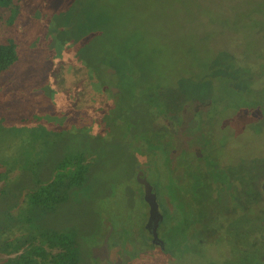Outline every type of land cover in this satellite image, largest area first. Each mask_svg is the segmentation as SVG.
<instances>
[{"label": "rangeland", "instance_id": "rangeland-1", "mask_svg": "<svg viewBox=\"0 0 264 264\" xmlns=\"http://www.w3.org/2000/svg\"><path fill=\"white\" fill-rule=\"evenodd\" d=\"M87 2H94L95 10L105 15L104 23L91 41L92 50L105 54L106 59L116 64H127L129 74L141 77V84L158 88L164 99L162 104L170 108L169 115H175L177 108L181 111L176 114L180 139L168 146L175 145L182 151L188 139L182 130L189 116L197 120L201 115L210 118L211 122L215 121L213 136L219 143L221 163L231 167L233 178L240 176L243 180L239 185L241 190L233 191L235 195L221 196L213 189L208 199L205 194L193 197L191 183L186 181L187 206L182 198L178 205L168 192L170 182L175 181L170 179L164 157L154 166L150 162V146L145 141L144 148L135 145L140 139L137 127L125 133L118 124H113L100 136L101 126L89 129L75 125L77 132L71 133L73 108L82 110L96 105L105 108L115 101L123 108L127 103L132 106L134 99L119 95L115 100L102 89L105 82L113 90L112 95H116L117 88L127 83L114 65H105L102 82L93 74L96 98H68L75 76L72 67L63 61L51 71V95L38 92L40 86L35 83L34 87L32 83L37 78L30 76L33 73L45 76L46 68L44 64L32 67L30 54L40 60L41 48L47 42L44 30L50 33L47 25L51 19L44 20L48 15L44 13L43 19L39 10H35L34 17L30 3H22L10 25L19 28L15 37L19 39L20 51L26 53V62L18 66L19 70L15 68L16 79L9 87L13 91H7L2 98H21L25 112L31 103L34 115H48L53 126H46L47 129L58 134L50 133V140L59 141L66 135L68 150L81 145L76 160L87 158L91 163L88 181L68 192L67 201L51 213V224L47 222V227L68 233L77 230L78 244L88 254L87 264H264V259L252 251L253 239H245L249 233L257 240L259 231H264V220L259 218L264 215V170L258 169L264 161V129L242 112L248 107L249 97L239 91L245 72H249L254 87L264 84V0H83V6ZM7 14V10L0 9V35L10 26L5 24ZM27 41L37 43V48L28 50ZM230 64L237 68L232 75L228 70ZM37 116L35 125L41 123ZM117 116V109L111 112V117ZM143 116L147 117L140 110L130 115L132 120ZM142 120L140 125L145 126L146 119ZM154 125L173 130L165 116L157 117ZM34 128L38 130L40 125ZM71 139L76 143L73 146ZM168 139L167 135L163 137L165 142ZM54 142L50 143L51 147H57L58 143ZM17 144L8 138L1 141L0 147ZM59 150L52 153L45 165L55 169L61 165L67 154H63L62 147ZM181 155L179 160H183ZM181 164L174 172L180 180L185 176ZM139 170L145 171L153 186L161 179L162 195L173 208L171 221L162 223L158 229L165 251L150 243L145 228L148 207L143 200V188L136 180ZM232 181L236 186L237 181ZM171 186L176 195L179 187L176 183ZM57 187L54 197L60 195ZM181 207L183 211L179 210ZM245 215L251 217L250 221L241 220ZM109 232V259H93L92 249ZM247 245L251 252L248 255L242 250L246 251Z\"/></svg>", "mask_w": 264, "mask_h": 264}, {"label": "trees", "instance_id": "trees-1", "mask_svg": "<svg viewBox=\"0 0 264 264\" xmlns=\"http://www.w3.org/2000/svg\"><path fill=\"white\" fill-rule=\"evenodd\" d=\"M22 3H30L33 9L31 14H34V17H36L35 10H39L43 19L44 13L48 15L44 20L51 19L50 24L47 25L50 27V33L44 30V38L47 42H44L45 44L41 48L40 60L33 59L35 55L30 54L32 67L44 64L46 68L45 76L37 73L30 76L31 79L37 78L32 83L34 87L35 83L40 86V89H37L38 92L41 91L44 96L51 95L49 89L51 71L55 69L59 61H63L72 67V74L75 76H73L74 81L70 83L72 90L68 93V98H96L93 74L102 82L106 75L105 65H114L117 68L116 72L124 79V83H127L117 88L116 95H112L113 90L105 82L101 84L103 85L102 89L106 95H111V98L115 100L119 95L134 99L132 106L127 103L123 108L116 101L105 108L99 105L82 110L73 108L70 115L71 128L69 129L71 133L77 132V129L73 128L75 125L85 126L89 129L101 126L99 127L101 129L100 136L107 133L113 124H118V127L122 128L121 130L125 133H130L137 127L140 139L135 145L139 149L144 148L145 141L150 146L151 149H148L151 155L150 162H153L155 166L158 163L157 160L164 157L170 179H174L173 181L179 187L178 193L175 195L171 186L175 183L170 182L168 190L176 204H180L182 198L187 206L186 181L191 183L192 191L190 193L193 197L205 194L208 199L213 189L221 196H227L228 193L235 195L233 191L241 190L239 185H242V177L235 176L233 178L230 173L231 167L221 163V156L218 154L219 143L213 136L215 121L211 122L210 118L207 119L203 115L198 120L195 116H189L185 119L182 130L185 133L183 136L188 137L182 151L180 152V149L175 145L169 147L168 143H176L177 138L180 139L176 132V124L178 128L180 127L179 117L176 115L177 112H181L179 108L176 109L175 115H169L170 108L168 105H163L164 99L158 88L153 84H141V77L136 78L138 75L132 77L129 74L128 68H126L127 64H116L113 60L106 59L105 54L92 50L91 41L95 37V31L101 28L105 21L104 13L95 10L94 2H87L83 6V0H32V2L31 0H0V9H5L8 12L5 22L7 26L14 20ZM11 18H13L12 21ZM6 29L4 34L0 35V143L8 138L10 140L13 138L18 144L7 146L4 149L0 147V264H87L88 254L78 244V231L73 230L69 233L64 230L56 231L47 227V222L51 224V213L60 204L67 201L68 192L73 188H80L88 181L90 160L87 158L76 160L75 154L80 150L81 145L68 150L66 135L59 141L50 140L52 139L50 133L55 135L57 133L50 131V128L47 129L46 126H53L47 119L48 115H34L31 103L27 104V108L30 109L25 112L21 98L12 96L10 100L6 97L2 98L7 91H13L12 88H9L16 79L13 71L15 68L19 70L18 66L22 62H26V53L20 51L18 48L19 39L15 37L18 36L19 28L14 29L10 25ZM25 43L28 44L26 45L28 50L37 48L35 42L27 41ZM228 70L231 75L237 72V68L231 67V64ZM77 72H79L78 75H76ZM236 83L238 82L235 81ZM239 83H241L239 91L249 97L246 98L249 101L248 107L243 108L242 112L257 120L264 129V84L254 87L249 72L243 74L242 81ZM19 86L18 83L17 87ZM136 99H138V103H136ZM116 109L118 116L114 119L111 117V112ZM138 110L147 117H135L132 120L131 113H136ZM108 112H110V117ZM202 112L203 109H201ZM35 116L41 120L38 130H34V127L38 126L34 123ZM161 116L167 117V120L171 122L172 131L163 127H155L156 118ZM141 118L146 119L145 126L140 125ZM23 126L27 128H23ZM165 135L169 141L163 140ZM52 142L58 143L57 147H51L50 143ZM70 143L72 146L76 144L72 139ZM60 147H62L63 154H69L61 160V165L56 166V169L45 165L56 149L61 150H59ZM180 155L183 160L178 159ZM179 162L182 163L181 168L185 174L182 180L174 175ZM263 162L258 168L261 171L264 170ZM134 165L138 166V159ZM56 171L57 173L54 174ZM139 172L145 175V171L139 170ZM233 179L237 181L236 186ZM163 185L160 179L159 183L157 182L154 186L159 210L163 215L160 225L171 221V211L173 210L169 200L164 199L162 195ZM56 186L59 190L56 192H60V195L54 197L53 192ZM15 209L17 210L15 211ZM179 210H182V207ZM227 210L226 208L225 211ZM247 215L241 220L250 221L251 217ZM261 216L259 218L264 220V215ZM259 232V239L255 240L256 238H253L249 233L245 239H253V243L250 244L255 248L252 251H256L258 256L264 259V231L262 229ZM247 248L248 245L245 248L246 251L243 248L242 250L248 255L251 252ZM52 250L55 251L52 252ZM172 257L174 258V256Z\"/></svg>", "mask_w": 264, "mask_h": 264}, {"label": "water", "instance_id": "water-1", "mask_svg": "<svg viewBox=\"0 0 264 264\" xmlns=\"http://www.w3.org/2000/svg\"><path fill=\"white\" fill-rule=\"evenodd\" d=\"M137 182L143 188V200L148 207V216L145 224V228L150 231L151 241L158 244L161 248L164 247L163 241L158 237V226L163 220V215L160 213L159 204L157 201L156 188L147 180L146 176L141 172H138L136 177ZM111 232V230H110ZM110 232L106 234L100 245L95 246L92 249L93 259H98L100 261H105L109 259V243L108 239Z\"/></svg>", "mask_w": 264, "mask_h": 264}, {"label": "flooded vegetation", "instance_id": "flooded-vegetation-1", "mask_svg": "<svg viewBox=\"0 0 264 264\" xmlns=\"http://www.w3.org/2000/svg\"><path fill=\"white\" fill-rule=\"evenodd\" d=\"M161 222H162V221H161ZM161 222H160V223H161ZM160 223H159V225H160ZM158 229H159V226H158ZM158 229H157V232H158ZM146 230H147L148 233L150 234V231H149L147 228H146ZM158 237H159V235H158ZM101 243H102V242H101ZM101 243H100V244H101ZM150 243L153 244L154 246H158V247H160L158 244H155V243H153V242L151 241V234H150ZM100 244H98V245H100ZM160 249L163 250V251H165V246H164L163 248L160 247Z\"/></svg>", "mask_w": 264, "mask_h": 264}]
</instances>
